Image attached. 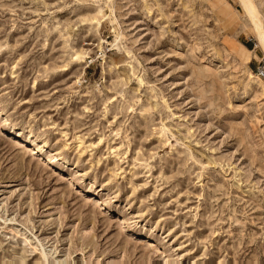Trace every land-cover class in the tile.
<instances>
[{"label": "rangeland", "instance_id": "obj_1", "mask_svg": "<svg viewBox=\"0 0 264 264\" xmlns=\"http://www.w3.org/2000/svg\"><path fill=\"white\" fill-rule=\"evenodd\" d=\"M242 12L0 0V264H264L262 53Z\"/></svg>", "mask_w": 264, "mask_h": 264}, {"label": "bare ground", "instance_id": "obj_2", "mask_svg": "<svg viewBox=\"0 0 264 264\" xmlns=\"http://www.w3.org/2000/svg\"><path fill=\"white\" fill-rule=\"evenodd\" d=\"M237 1L239 3V6L241 7V9L243 11L242 13H244V15H245V17L249 23V26L251 28L252 35H253L255 43H256V50H259L262 53L261 54L262 58H264V26H263V22L261 19L259 6H258L256 0H237ZM249 53L254 54V52H249ZM249 76L252 77L260 85L263 84V82L256 80L252 75L249 74ZM20 146L25 147L27 149H30V147H28L27 145H25L22 142H20ZM31 152H32V154H34L33 149L31 150Z\"/></svg>", "mask_w": 264, "mask_h": 264}, {"label": "built area", "instance_id": "obj_3", "mask_svg": "<svg viewBox=\"0 0 264 264\" xmlns=\"http://www.w3.org/2000/svg\"><path fill=\"white\" fill-rule=\"evenodd\" d=\"M258 6H259V11L261 14V19L263 22L264 26V0H256ZM254 50H256V45H254ZM256 66L254 68V75L260 79L264 80V58H261L260 60H255Z\"/></svg>", "mask_w": 264, "mask_h": 264}, {"label": "trees", "instance_id": "obj_4", "mask_svg": "<svg viewBox=\"0 0 264 264\" xmlns=\"http://www.w3.org/2000/svg\"><path fill=\"white\" fill-rule=\"evenodd\" d=\"M247 48H248V46H247Z\"/></svg>", "mask_w": 264, "mask_h": 264}]
</instances>
